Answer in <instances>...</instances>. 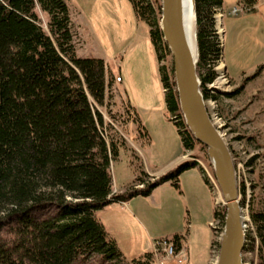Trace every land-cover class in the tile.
<instances>
[{
  "label": "trees",
  "instance_id": "obj_1",
  "mask_svg": "<svg viewBox=\"0 0 264 264\" xmlns=\"http://www.w3.org/2000/svg\"><path fill=\"white\" fill-rule=\"evenodd\" d=\"M128 1L135 17L148 25L168 120L184 149L198 145L206 152L180 109L160 27L161 0ZM239 1L243 11L255 10L257 0ZM219 11L222 0H195L196 73L204 99L219 95L208 86L223 59L215 18ZM74 36L68 0H0V264H75L93 256L103 263L151 264L154 249L128 258L96 211L147 196L165 181L178 187L180 173L192 166L208 179L195 159H185L153 179L140 172L124 190L113 191L111 162L124 144L107 134L112 122L105 121L101 110L114 117L109 110L113 70L103 57L77 55ZM120 114L124 122L127 115L136 124L138 137L147 139L134 106L124 103ZM244 186L238 185L240 192ZM248 207L255 236L248 235L244 248H253L257 239L258 264H264V210ZM213 216L224 220V207L214 209ZM162 239L180 251L185 236L173 232L155 238Z\"/></svg>",
  "mask_w": 264,
  "mask_h": 264
},
{
  "label": "rangeland",
  "instance_id": "obj_2",
  "mask_svg": "<svg viewBox=\"0 0 264 264\" xmlns=\"http://www.w3.org/2000/svg\"><path fill=\"white\" fill-rule=\"evenodd\" d=\"M99 1H101L100 6L102 9L106 7V10H103V13H96V15H89L88 12L87 14L89 15L88 17H92L91 21H93V23L98 22L102 24L101 18L104 14L108 13L109 3L112 5L113 0ZM224 1L226 6L237 4L236 0ZM79 2L80 0H68L72 25L75 30L74 40L76 42L77 55L104 56L107 60L111 59L109 60V63H111L110 65L114 70L115 68L117 69L116 64L120 62L122 55H124L123 52L120 53L118 52L119 50H117L122 42V40H119V37L124 39L129 33V22L125 16L126 7L123 5V3L127 4L128 1L115 0L118 16L121 21L116 39L114 35L106 36L104 34H95L91 32L84 25L81 17L82 15L78 12V7L80 6ZM228 13L229 11L227 12L223 7L222 14L219 15L218 12L215 14L217 32L219 38L221 40L223 39V53L226 55L228 48L230 52L240 55L242 69L247 70L255 66V70L257 66L264 63V0L259 1L258 9L254 11L247 12L238 10L236 17L232 15L233 13ZM109 16L112 17V14ZM144 24L148 27L145 22ZM109 37L111 38V44L107 41ZM116 55L117 57L114 58ZM170 59L169 57V60ZM220 65L222 66V71L219 70L218 73L220 74L222 72L223 74H218L219 76L216 79V82L220 84V86L214 83L215 88L221 90L218 91L219 111L221 105L220 99L222 100L223 97H226V93H230V91L233 90V81L226 71L223 59L220 61ZM133 66V62L127 65V69L130 71V74L127 76V79L129 77V86L133 85L134 79L136 81V74ZM123 77V82L119 87L122 91L124 87L127 88V79L124 74ZM261 78L264 80V69ZM222 80L224 82H222ZM224 89L227 91H223ZM243 102V99L239 98L237 100L234 99L233 103H228V107L226 108L231 110L228 113L229 115H222L225 123L223 127H221V130L224 132V138L232 156L237 184L240 185L243 182L245 185V192L239 191L238 194H240L239 200H243L246 204L244 207L247 208L249 214V204H251L254 209L264 210V127L260 128L254 125H247L244 121L243 112L234 114L237 109L236 106L241 107ZM123 109L124 100L120 94L118 95V89L112 93L109 103L110 114H113L114 117H110L106 109L101 107L105 121L112 122L110 125L111 127H107V134L109 133L115 140L123 142L124 145H130L134 139V125L126 121L124 122V120L119 117ZM237 115L239 116L234 120V117ZM143 123L148 128L151 136V142L149 144L151 161L154 163H161L160 161L163 158L162 145L165 140L167 142H172V136H165L168 130L161 127V123L156 122L154 119L147 118V123L144 121ZM175 136L178 138L177 133ZM192 154H195L196 158L202 162V165L205 166L212 175H215L213 164L207 152L196 145L192 150ZM251 158L253 159L248 163ZM132 160L133 156H131L128 149L120 145L118 157L113 162L116 176L115 184L119 185L122 182L129 181L128 179L132 177L136 169V162H132ZM180 185L182 191H180L181 188L178 189L170 184L159 186V195L161 196L160 206L156 204V196L137 195L139 198L138 205L143 215L139 214V218L137 219V222H139L140 219L141 223H134L131 225L127 235H124L126 240H128L129 237L133 240L129 249L135 251L132 252V254H127L126 256L128 258L137 256L144 251L145 248H141L144 240L148 243V248L153 247L155 238L169 236L180 226L183 232H185V230L187 231L189 226V264H206L209 258H212V246L216 245V250L220 248L221 230H223L224 227V220L221 216L214 217L213 211L216 209L219 212L223 210V207L225 209L223 202L219 201L217 204V197L210 188L209 183L205 182L202 177L198 179L193 173L186 175L183 181L180 180ZM155 194H158V192L156 191ZM222 199L224 200V197ZM246 208H244L245 211ZM99 214L100 213H97L96 216L98 217ZM216 218L218 219V223L216 224L217 228L213 229L210 225V221L214 222ZM249 220L251 222L249 227L254 228L250 217ZM123 231L121 230L122 233ZM148 232L152 234L151 238L148 236ZM253 235L255 236V234ZM256 240L253 244V248H244L242 253L244 262L258 264V245ZM153 249L155 250V247ZM160 249L162 252H158L157 250L154 251L155 260L151 264H173L177 261L176 257L168 256L163 248L160 247ZM75 264L112 263H103L97 256H93L87 261H79Z\"/></svg>",
  "mask_w": 264,
  "mask_h": 264
},
{
  "label": "crops",
  "instance_id": "obj_3",
  "mask_svg": "<svg viewBox=\"0 0 264 264\" xmlns=\"http://www.w3.org/2000/svg\"><path fill=\"white\" fill-rule=\"evenodd\" d=\"M259 1L260 0H257L255 9H258ZM224 2L225 1L222 0V7H224L227 12L229 11L230 14L233 13L232 15H235L234 17H236L238 10L243 11L242 5L239 0H236V5L232 4L230 6H226ZM100 3L101 1L99 0H80L78 12H80L82 15L81 17L83 19L84 25L91 32L95 34H104L106 36L114 35L116 39V35L117 33H119L118 29L121 26V21L120 17L118 16V10L115 0H113L112 5L109 3L110 6L108 13L104 14V16L101 18L102 24H99L98 22L93 23V21H91L92 17H88L91 14L96 15V13H103V10H106V7L102 9ZM123 5H125L126 7L125 16L129 22V33L124 39L119 37V40H122V42L117 50H119L118 52L120 53L123 52L124 55H122L120 62L116 64L117 69L115 68V70L110 65L111 63H109V60L111 59L107 60L106 57L103 56L104 60L109 64V66L113 70L112 87L115 88L113 89V92L118 89V95H121L124 100V103H129L130 105L135 107L143 125V121L147 123V118L154 119L156 122L161 123V127H164L168 130L165 136H172L173 141H164L162 145L163 158L160 161L161 163H154L153 161H151L152 158H150L149 155V144L151 142V136L148 131V128L146 127V125H144L148 132L147 139L138 137L136 131V124L132 120H130L127 115H125L126 122L132 123V125H134V139L130 145L123 146L127 148L131 156H133L132 162H136V169L132 177L128 179L129 181L122 182L118 185L115 184L116 176L113 168L114 161L111 162L113 183L112 187L113 191L116 192L124 190L132 182L134 177L140 174V172L147 173V175H149L151 179L159 176L168 169L174 167L181 161L185 160L186 158L184 157V154L186 152L192 153L193 150L184 149L177 131L174 130L176 129V127H174L175 125L167 118L164 93L158 73V62L148 34V27L144 24L143 21L135 17L132 6L129 1L127 4L123 3ZM232 8H235L236 11L231 12ZM87 12L89 15L87 14ZM110 14H112V17L109 16ZM107 41L110 42L109 44H111L110 37ZM116 57L117 55L114 58ZM240 59L241 58L239 54L230 52L228 48L226 51V55L223 53V64L226 67L227 73L233 81V89H235L241 84L243 85V87L238 93H235L230 96L227 95L226 97H223L222 100L220 99V112L222 115H229L228 113L231 109L229 110L228 108H226L228 107V103H233L234 99L237 100L239 98H242L244 102L242 103L241 107L236 106L237 109L234 114H239L240 112H243L244 121L247 125H254L255 127L263 128L264 80L261 78V75L264 67L259 71L257 75L245 80V78H247V76H251L256 69L254 70L255 66L247 70L242 69V61ZM132 62L134 65L133 68L135 69L136 81L134 79L133 85L129 86V77L127 79V76L130 74V71L127 69V65L132 64ZM123 74L127 79V88L124 87L122 91L119 87L123 82ZM116 76H120V79H115ZM238 116L239 115L235 116L234 120ZM174 132L175 134L177 133L178 138H176ZM190 173H193L195 176H197L198 179L202 177L199 171V167L192 166L180 173L178 179L179 186L176 188H181L180 180L183 181V178ZM167 184L172 185L170 181H165L155 186L152 191L147 195L150 197L156 196L155 200L157 206H160L161 204L159 186ZM156 191L158 192V194H155ZM180 191H182V188L180 189ZM138 204L139 198L138 196H134L126 201L113 202L96 211V214L100 213L98 215V218L104 223L108 232L116 239L119 247L125 255L132 254V252H135L129 249L130 244L133 243V240L130 237L128 240H126L124 235H127L131 225H133L134 223H141L140 219L139 222H137L139 214L143 215ZM121 230H124L123 233L121 232ZM174 232H183V230L180 226L177 227V230H175ZM188 233L189 226L187 231L185 230L184 232L185 240L181 249L185 254V258L183 259L184 261L178 262L175 260L176 262H174L173 264H189ZM147 234L151 238L152 234H150L149 232ZM147 244L148 243H146V241L144 240L141 246V248H145L144 251L152 250L154 248V246L148 248Z\"/></svg>",
  "mask_w": 264,
  "mask_h": 264
},
{
  "label": "water",
  "instance_id": "obj_4",
  "mask_svg": "<svg viewBox=\"0 0 264 264\" xmlns=\"http://www.w3.org/2000/svg\"><path fill=\"white\" fill-rule=\"evenodd\" d=\"M160 3V27L170 50L180 109L193 135L206 146L224 197V227L216 264H242L245 233L235 169L228 144L213 124L200 90L196 73L197 40L194 53L184 32L181 0H161Z\"/></svg>",
  "mask_w": 264,
  "mask_h": 264
},
{
  "label": "built area",
  "instance_id": "obj_5",
  "mask_svg": "<svg viewBox=\"0 0 264 264\" xmlns=\"http://www.w3.org/2000/svg\"><path fill=\"white\" fill-rule=\"evenodd\" d=\"M235 11H236V9L232 8L231 12H235ZM218 14L219 15L222 14V11H219ZM215 67H216V69L218 71L219 70L222 71V69H221L222 66L220 65V63L218 65H216ZM221 74H223V73L221 72L219 75H221ZM219 75H217L216 78L211 83L208 84V86L213 91H216V92L221 91V90H218L217 88H215V85H214V83L215 84L217 83L216 79L218 78ZM116 79L117 80L120 79V76H116ZM222 79H224V78H222ZM222 82H224V81L222 80ZM218 86H220V84H218ZM223 91H227V90L224 89ZM205 103H206L207 110H208L209 116H210L213 124L218 129H220V132L223 134L224 132H222L221 127H223L225 121L223 119L222 114L219 111L218 99H213V98L210 97V98L205 99ZM171 117L174 118V119L177 118L176 115H172ZM184 157L186 159H195L199 163V165L201 164L200 166L203 168V172H204V174L206 175V177L208 179L209 186L212 189V191L215 194V196L217 197V204L219 203V201L223 202V204H224V200L222 199L223 198V194L221 193V188H220V185H219V183L217 181L216 176L212 175L207 170V168L202 165V162L199 159H197L196 157H194L192 155V153L186 152L184 154ZM238 195L240 197V194H238ZM245 205L246 204H244V205L242 204V219H243L242 225H243V230H244V233H245V245H247V243L249 241V236L248 235H253L255 233H254V228L249 227V225L251 224V222L249 220L250 216H249V214L247 212V208L244 207ZM244 208H246V211L244 210ZM217 223H218V219L217 218L215 219L214 222L210 221V225L212 226L213 229L217 228V226H216ZM154 247H155V250H156V247L163 248V250L165 251V253L168 256L176 257V260L178 262H181L185 258V254H184V252L182 250L175 251L172 243L170 241L165 240V239L155 240L154 241ZM211 250H212L211 251L212 252V258H209V260H208V262L206 264H216V262H217L218 250L219 249L216 250V245H213ZM242 256H243V254H242ZM242 264H249V262H244V260L242 259Z\"/></svg>",
  "mask_w": 264,
  "mask_h": 264
},
{
  "label": "bare ground",
  "instance_id": "obj_6",
  "mask_svg": "<svg viewBox=\"0 0 264 264\" xmlns=\"http://www.w3.org/2000/svg\"><path fill=\"white\" fill-rule=\"evenodd\" d=\"M182 3V13H183V26L184 32L186 35V40L188 45L192 49V52L195 53L196 49V36H195V27H196V12L194 6V0H181Z\"/></svg>",
  "mask_w": 264,
  "mask_h": 264
}]
</instances>
